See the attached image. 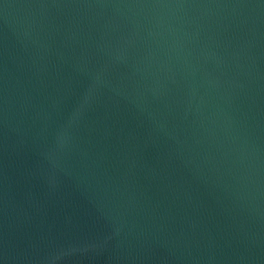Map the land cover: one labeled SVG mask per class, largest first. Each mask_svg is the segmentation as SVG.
<instances>
[{"label":"water","instance_id":"95a60500","mask_svg":"<svg viewBox=\"0 0 264 264\" xmlns=\"http://www.w3.org/2000/svg\"><path fill=\"white\" fill-rule=\"evenodd\" d=\"M0 264H264V0H0Z\"/></svg>","mask_w":264,"mask_h":264}]
</instances>
